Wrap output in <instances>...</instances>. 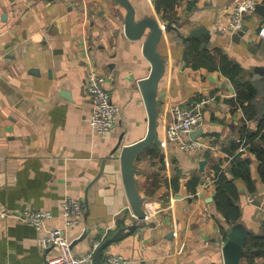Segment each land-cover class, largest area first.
I'll return each mask as SVG.
<instances>
[{"label":"crops","instance_id":"crops-1","mask_svg":"<svg viewBox=\"0 0 264 264\" xmlns=\"http://www.w3.org/2000/svg\"><path fill=\"white\" fill-rule=\"evenodd\" d=\"M237 1L175 0L170 9L158 11L156 0H130L137 19L151 16L162 26L181 23L185 40L192 29L207 28V40L197 38L242 66L257 91V110L246 106L247 112L238 103L236 88L220 70L190 67L183 37L165 32L158 46L167 62L157 97L161 157L146 153L135 163L145 212L152 209L154 217L147 228L109 245L103 264L109 256L122 264H224L228 228L239 224L247 237L264 234V181L252 149L260 139H249L259 126L257 112H264V16L247 15L243 35H231L228 15ZM125 14L115 0H0V211H50L46 228H64L78 257L91 253L114 226L112 236L118 221L127 226L134 220L119 157L124 146L147 134L138 82L149 75L151 64L143 55V40L125 36ZM163 14L173 19L165 21ZM90 66L105 76L119 108L113 129L103 135L94 134L89 121L92 103L85 82ZM196 104L205 113L198 136L204 146L186 152L167 142L166 128L173 106ZM253 113L255 118L248 119ZM240 141L245 142L242 152ZM231 155L249 162L255 182L250 192L243 179H236L241 216L233 225L217 210L215 184L205 190L199 185L198 195L187 189L193 175L207 182ZM66 197L83 205L79 222L69 227L61 207ZM45 236V230L14 216L0 218V264H46L57 250L41 244ZM239 264H248L244 254ZM253 264H264V257Z\"/></svg>","mask_w":264,"mask_h":264},{"label":"built area","instance_id":"built-area-1","mask_svg":"<svg viewBox=\"0 0 264 264\" xmlns=\"http://www.w3.org/2000/svg\"><path fill=\"white\" fill-rule=\"evenodd\" d=\"M257 0H238L234 4L233 9L229 12L231 35L237 34L244 28V19L247 15L255 12ZM264 34V31H261ZM85 91L92 103V111L90 114V126L94 134L103 135L110 132L115 124L119 108L113 104L111 94L105 86V76L99 73L94 67L88 68V73L85 82ZM205 121V113L202 104L194 106L175 105L172 108V120L166 128V140L168 143H174L179 148L186 152H191L194 149L203 147V142L197 136L191 138V134L200 128H203ZM241 142L239 152L245 150L244 141ZM235 155L228 157L221 165V169H226ZM216 177L213 176L207 182H203L202 188L205 190L211 187L216 182ZM199 192L196 194L198 195ZM62 214L66 221V226L75 225L79 222V217L83 214V205L80 200L66 197L61 203ZM133 215V213H132ZM16 217L26 224L34 226L37 230H45L46 236L41 239V244L46 248L52 246L56 248L57 254L48 257L46 264H97L94 259V253L101 242L108 237L107 230L101 241H96L91 253L84 257H78L73 253L72 243L69 241L66 230L62 227H52L47 229L46 222L52 219L53 214L47 210H25L21 213H13L8 211H0V218ZM134 217V215H133ZM154 217L151 210L145 212V216L138 220L141 228H147ZM123 261L117 256H109L105 264H122Z\"/></svg>","mask_w":264,"mask_h":264},{"label":"water","instance_id":"water-1","mask_svg":"<svg viewBox=\"0 0 264 264\" xmlns=\"http://www.w3.org/2000/svg\"><path fill=\"white\" fill-rule=\"evenodd\" d=\"M126 11L124 18V33L131 40H143L142 52L144 57L150 62L151 68L149 75L139 80L138 85L143 96L147 114H148V131L144 138L122 148L120 153L121 176L126 196L128 198L130 209L137 219L145 216L144 202L146 198L141 195L139 190L138 176L141 171L136 168V161L153 145H160L161 140L158 134V87L162 80L167 62L159 52L158 46L165 32L174 30L179 36L185 39L181 33L183 25L179 22L172 21L165 25H161L157 19L151 16H144L140 19L136 17V10L130 0H115ZM255 13L264 16V4L257 1ZM247 27L235 34V37L243 35ZM192 36L206 39L209 32L207 28L200 27L190 31ZM207 40V39H206ZM262 70V68H258ZM203 129L193 132L191 138L202 135ZM200 169H204L205 161H201ZM255 204H258L257 202ZM134 219L132 224L123 226L118 221L117 230L112 236L104 239L95 252V261L97 264H103L101 257L104 250L114 242H117L126 236L132 234L140 226L138 220ZM228 239L225 242L222 251L224 264H239L244 254V244L246 242L247 232L239 224H235L227 229Z\"/></svg>","mask_w":264,"mask_h":264},{"label":"trees","instance_id":"trees-1","mask_svg":"<svg viewBox=\"0 0 264 264\" xmlns=\"http://www.w3.org/2000/svg\"><path fill=\"white\" fill-rule=\"evenodd\" d=\"M174 2L175 0H156V8L158 11H165L169 7H173ZM163 17L165 21H171L173 19V16L170 14H163ZM183 40L185 41L184 57L190 67L193 69L207 68L211 71L220 70L225 76L231 79L236 88L238 103L241 106L245 105V109L246 106H250L252 109L255 108L254 101L257 91L253 83L246 80L244 77V69L237 61L232 59L220 48H209L197 37L192 36ZM255 109L257 110V107ZM257 114L260 117L259 126L254 134L249 135V139L252 140L255 137L260 139L257 144L252 145V149L259 161L258 172L260 178L264 181V131H262L264 129V112L262 114L257 112ZM255 116L256 113L250 116L248 115V119L255 118ZM158 149L157 145H153L144 154L147 153L153 158H160L161 154ZM222 164L216 165L214 171V176L217 178L215 182V203L217 210L224 216L227 223L233 225L241 216V210L238 205L240 191L235 183L236 179H243L250 192L255 190V182L249 162L240 158V156L234 157L229 166L224 170L221 169ZM203 182L202 177L195 174L188 181L187 189L192 194H196L198 186L203 184ZM178 185L179 176L177 175L173 179V186L176 187ZM175 190V192L179 191L177 189ZM221 230L224 232L225 228L221 227ZM258 257H264V234L255 235L250 233L245 242L244 258L248 264H253Z\"/></svg>","mask_w":264,"mask_h":264},{"label":"rangeland","instance_id":"rangeland-1","mask_svg":"<svg viewBox=\"0 0 264 264\" xmlns=\"http://www.w3.org/2000/svg\"><path fill=\"white\" fill-rule=\"evenodd\" d=\"M245 197V196H244Z\"/></svg>","mask_w":264,"mask_h":264}]
</instances>
